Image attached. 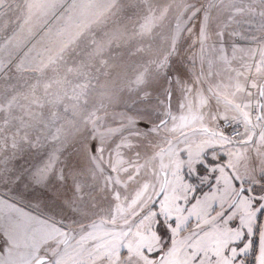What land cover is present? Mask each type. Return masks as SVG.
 Returning a JSON list of instances; mask_svg holds the SVG:
<instances>
[{"label":"snow or ice","instance_id":"6c2138e0","mask_svg":"<svg viewBox=\"0 0 264 264\" xmlns=\"http://www.w3.org/2000/svg\"><path fill=\"white\" fill-rule=\"evenodd\" d=\"M132 7L122 22L119 0H0L15 17L0 43V264H244L253 237L264 264V36L244 48L228 31L255 7ZM259 16L264 32V0ZM133 44L145 59L126 86L158 84L156 101L109 113ZM25 149L37 162L9 167Z\"/></svg>","mask_w":264,"mask_h":264},{"label":"rangeland","instance_id":"374dc122","mask_svg":"<svg viewBox=\"0 0 264 264\" xmlns=\"http://www.w3.org/2000/svg\"><path fill=\"white\" fill-rule=\"evenodd\" d=\"M119 2L120 4L123 5V8L117 14V17H115V19L122 22H126L128 17L134 18L133 13L136 11V9L133 8L132 6L137 4L138 0H119ZM156 2L169 3V2H173V0H156ZM176 2H179V0H176ZM237 2H242L244 5H253L256 9V14L237 17V20L239 22L232 23L228 31L229 32L235 31L237 33V35L233 37V39L235 40L238 46L244 48H255L258 46V44L256 41H253L252 37L255 36L258 41L261 36H264V32L259 31V26L261 23V17L259 16L260 0H237ZM14 19L15 17L11 16V14L0 17V25H8L7 31L0 32V43L3 42V39L6 36L11 35L13 29L15 28V24L12 23ZM18 39L21 41L27 39V33L25 32L21 34L18 37ZM36 39L38 40L39 37H37ZM35 42L36 41L34 40L33 43ZM156 43L163 44L162 36H158L156 38ZM130 48L134 50V44L129 45L128 47H125L120 50V57L116 62L118 67L113 69L111 73L113 78H117V83L116 85L112 86L110 90L111 93L114 94V97L111 105L108 108L109 113H119V112L127 111L129 115H132L137 110H144L145 108H150L151 104L155 103L156 97L158 95V91L153 90L158 88V84L155 83H153L147 89L151 93V96L149 97H145L144 93L142 92L139 94V96H137L135 91L128 90L126 86L127 82L130 79L134 78L136 71L138 70L139 66L141 65V63H143L145 59L143 54H135V55L130 54L129 52ZM105 103H108V101L105 100ZM107 124L111 125L112 127L116 126V124H114L111 121V119H108ZM137 126L141 131H145V132L147 131L144 121H139ZM151 139L154 140V142H159L158 138L155 137V135ZM148 143H149L148 140H145L144 146H142L138 150L141 151V153H144L145 151L150 153L151 148L148 146ZM45 147H48V145H45ZM180 147L183 148L184 145L181 144ZM132 154L134 155V153ZM208 159H211L210 154L208 155ZM36 162H37V157L35 155V150L25 149L24 152L18 154L16 159L9 161L8 166L16 167V168L29 167L31 164ZM184 174L186 180L197 187L198 195L209 192L210 191L209 184L214 183V181L210 180L209 183L201 184L197 176L187 175L186 168L184 170ZM203 174H204V168L201 167L200 175ZM258 223L264 224V217H260ZM253 239H256L257 241L256 246L253 250H249L246 256L241 257V259L244 260V264H256V256L259 255L258 237H253ZM5 245H6L5 237L3 236L2 233H0V249L5 247Z\"/></svg>","mask_w":264,"mask_h":264}]
</instances>
